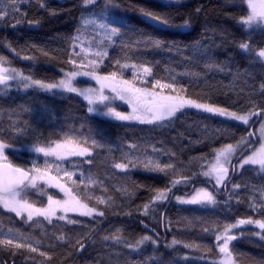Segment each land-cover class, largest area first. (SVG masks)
Here are the masks:
<instances>
[{"label": "trees", "instance_id": "1", "mask_svg": "<svg viewBox=\"0 0 264 264\" xmlns=\"http://www.w3.org/2000/svg\"><path fill=\"white\" fill-rule=\"evenodd\" d=\"M104 2L105 0H97L95 6L85 8L82 0H22L16 16H10L0 23V55L10 61L6 66L17 68L26 75L30 74L34 79L51 81L61 78L60 70H69V65L65 63L69 38L81 28V17L88 12L98 11ZM114 3L119 6L115 9L118 17L125 20L132 29L165 42L175 41L185 47L184 56H192V62L189 63L174 51H157L150 45L147 46L141 59L156 62L154 72L158 77L165 76L166 70L176 73H182L186 69L197 71L201 73V78L196 83H189L187 77L181 79V83L188 88L187 94L192 98L201 99V102H215L217 106L229 107L232 111H239L242 106L244 109L251 107L249 99L257 108L264 107V89L261 88L264 85V64L243 53L238 47L239 43L245 42L256 51L264 48V31H246L238 22L241 16L247 14L243 0H178L169 3L165 0H114ZM139 8L161 14L173 25H181L188 19L191 27L183 31L158 28L140 15ZM197 9L200 10L199 13ZM28 21L33 22L31 26ZM198 42L211 47L210 55L217 63L227 66L225 71L204 70V59L198 54L193 56V49L190 47ZM44 52L48 55L45 56ZM123 54L119 47L109 51L110 57H120ZM104 66L111 70L108 61L104 62ZM124 74L131 78L130 71ZM78 83L80 86H95L94 82L84 78H79ZM205 98H208L207 101ZM22 106L30 111H21ZM42 106L47 111H40ZM10 118L20 121L21 127L25 124L31 127L42 139H55L61 127L65 130L69 126L78 128L82 119L88 120L92 127L102 128L113 141L137 144L141 149L138 154L144 162L147 158H159L161 163L171 162L176 168L168 170L165 175L145 171L143 163H139L135 170L125 172L113 167L114 163L125 162L121 151L109 152L102 149L98 154L94 153L93 164L85 165L84 169L85 174H91L97 183L90 185L82 193V199L90 207L96 206L104 210L105 218L103 223L90 225L94 231L82 243L85 244L95 236L86 249L78 255V246L58 239L60 235L83 231L79 227L55 221L53 226L42 218L27 221L26 217H18L15 213L0 208V233L7 232L8 229L19 230L30 236L33 246L38 247L35 253L22 249L14 256L0 247V261L4 264H143L149 257H154L150 264H204L198 257L203 255L211 260L216 258L217 253L214 237L212 234L205 235L202 231L204 227H222L225 223H233L236 219L249 216L264 219L258 211L254 212L249 207L252 200H256L259 206L261 192L264 190V172L250 165L236 173L227 191L217 197L220 204H223L231 195L230 212L220 206L203 209L175 205L173 200L168 205L171 193L168 201L156 206L160 215L145 217L142 211H137L151 200L155 189L164 188L172 179L201 172V164L211 160L214 149L235 143L240 136L251 130L254 133L259 123L256 122V117L250 121L252 127L249 128L240 122L198 110H186L184 115L165 128L122 126L126 122L90 117L86 111V102L75 94L61 96L39 89H13L0 96V130L9 127ZM6 139L8 142H15L17 146L34 142L32 133L19 139L11 136ZM153 146L172 153L171 159L168 155L157 157L152 151ZM123 150L128 151L127 147ZM9 156L16 163L31 158L27 151L20 154L19 159L11 152ZM200 157H206L207 160L199 159ZM204 182L202 176H195L196 187L208 185ZM232 185H239V188L233 189ZM47 191L54 198H62V194L56 189L49 188ZM190 191L191 189L183 188L180 184L172 189L175 195L188 194ZM88 196L91 199L85 198ZM97 197H110L111 207L105 209L104 205H97ZM27 199L37 206L46 205V197L35 192H30ZM129 212L132 214L126 215ZM81 219L88 223L91 218ZM165 220L171 221L167 230ZM145 225L159 234V244L155 251L152 245L146 244L139 253H134L123 245H113L110 241L103 240L105 235H112L116 229H120L124 238L130 241L141 235L153 236L155 239V235L146 230ZM243 231L244 237L232 242L237 264H260L264 261V241L255 236L258 229L255 226H244ZM173 239L182 243L176 247H168ZM35 240H40L41 243L36 245ZM185 243L201 247L189 249L183 247ZM40 252L46 255L41 256ZM184 257L188 260H183Z\"/></svg>", "mask_w": 264, "mask_h": 264}, {"label": "snow or ice", "instance_id": "2", "mask_svg": "<svg viewBox=\"0 0 264 264\" xmlns=\"http://www.w3.org/2000/svg\"><path fill=\"white\" fill-rule=\"evenodd\" d=\"M21 2L22 0H0V23L10 16L15 17L20 11ZM96 2L97 0H82V6L85 8L95 6ZM243 3L246 4L247 14L241 16L238 22L246 31L256 29L264 31V0H243ZM118 7L114 0H105L98 11L88 12L81 17V28L77 29L76 33L69 38L68 54L65 60V63L69 65V70L61 69L62 76L59 79L51 81L34 79L30 74L26 75L17 68L6 66V64H10V61L0 55V96L9 93L13 86L17 91L39 89L45 93L61 96L75 94L86 102V111L90 117L126 122L122 126L145 125L153 128H165L172 125L179 119V116L184 115L186 110H198L226 118L229 121L240 122L249 128L252 127L250 121L256 117L261 121L258 141L253 139L254 133L249 131L246 135L240 136L235 144L228 143L214 149L211 153V160H207L206 157L199 158L207 160L206 164H201V169L206 170L170 180L164 188L154 190L151 200L145 203L142 209H137V211H142L145 217L160 215L156 211V206L168 201L171 193L172 197L181 205L203 209L220 206L230 212L231 195L223 204H220L216 195L221 188H227L230 169L235 173L238 168L243 169L245 165H250L258 166V169L264 172V107L257 108L249 99L248 103L251 107L244 109L242 106L241 110L232 111L229 107L217 106L215 102H201V99L192 98L187 94L188 88L181 83V79L187 77L189 83H196L201 78V73L197 71L186 69L182 73H176L166 70L165 76L158 77L154 72L156 62L141 59V56L147 51V46L150 45L157 51L167 50L169 53L174 51L181 59L189 63L192 62V56H184L185 47H181L175 41L165 42L138 33L125 20L118 17L115 12ZM138 11L145 20L158 28H175L177 31H183L191 27L188 19L181 25H173L168 18L161 14L145 8H139ZM196 11L199 13L200 10ZM28 23L31 26L33 22L28 21ZM117 47L124 54L120 57H110V49ZM190 47L193 49V56L198 54L204 59L203 68L205 71H225L227 66L217 63L210 55L211 47H206L199 42ZM238 47L243 53L253 59H259L264 64V48L257 52L245 42L239 43ZM43 54L48 55L47 52ZM24 59L32 58L24 57ZM105 61L109 62L111 70L104 66ZM126 71H130L131 78L125 76ZM79 78H87L94 82L95 87L91 85L79 86ZM261 88L264 89V85H261ZM207 99L205 98L206 101ZM118 101L127 105L130 110H118ZM21 111L29 112L30 109L22 106ZM40 111H47V109L42 106ZM29 133L33 134L34 140L30 144L17 146L15 142H8L6 139L8 136L19 139ZM56 136L55 139H42L41 136L35 134L34 129L26 124L21 127L20 121L11 118L9 127L0 130V208L15 213L18 217H26L27 221H33L35 217L42 218L49 225L54 226V221L56 223L64 222L66 226L71 225L74 228L83 229L79 233L58 237L62 242L78 246L80 251L85 248L82 241L94 231L90 225L103 223L105 218L104 210H100L96 206L90 207L82 199V193L86 192L90 185L97 183L91 174H85L84 169L85 165L93 164L94 153L98 154L102 149L109 152L121 151L125 162L114 163L113 167L125 172L135 170L139 163H143L145 171L165 175L168 174V170L176 168L171 162L161 163L159 158H147L144 162L138 154L141 149L137 144L113 141L102 128L92 127L88 120L82 119L78 128L69 126L65 130L61 127ZM257 143L259 147H255ZM124 147H127V152L123 150ZM25 151L31 155V158L20 163L14 162L9 156V152H11L19 159L20 154ZM152 151L157 157L168 155L171 159L173 155L156 149L154 146ZM196 175L202 176L213 190L209 191L207 187H196ZM178 184L183 188L191 189L186 197L175 196L172 193V189L176 188ZM232 187L236 189L239 188V185H232ZM49 188L57 189L58 193L62 194V198L57 199L48 194L47 189ZM30 192L46 197V205L37 207L35 203H30L27 199ZM85 198L91 199L90 196ZM96 203L104 205L107 209L111 207V198L97 197ZM249 207L264 216V190L261 192L259 206H257L256 200H252ZM69 214H73V216L70 217ZM131 214V212L126 213L129 216ZM81 218L91 219L85 223ZM164 223L167 230L171 221L165 220ZM246 225L258 228L259 231L255 233V236L264 241V219H253L249 216L236 219L233 223H225L222 227H204L202 231L205 235H213L217 253L216 258L211 260L203 255L198 259L204 264H237L232 242L244 237L243 227ZM153 234L155 239L153 236L141 235L130 241L124 238L120 229H116L112 235H105L103 240L110 241L113 245H123L134 253H139L146 244L152 245L155 251L159 244V234ZM40 243V240H35L36 245ZM181 243V241L173 239L168 247H176ZM0 247L13 256L22 249L33 253L38 251V247L33 246L30 236L13 229L0 233ZM183 247L191 249L201 246L185 243ZM40 255L45 256L46 253L40 252ZM152 259L154 257L146 258L143 264H150ZM182 259L188 260L187 257ZM0 264H4V262L0 261ZM260 264H264V261H261Z\"/></svg>", "mask_w": 264, "mask_h": 264}, {"label": "rangeland", "instance_id": "3", "mask_svg": "<svg viewBox=\"0 0 264 264\" xmlns=\"http://www.w3.org/2000/svg\"><path fill=\"white\" fill-rule=\"evenodd\" d=\"M166 2H177L178 0H165ZM256 30H258V29H256ZM259 51V50H258ZM257 51V52H258ZM84 79H87V78H84ZM80 86V85H79ZM82 87H85V86H88V85H81ZM93 87H95V86H93ZM13 89H15V87L13 86ZM12 89V90H13ZM22 91H26V90H22ZM117 106H119L118 107V110H120V111H129L130 109L128 108V106L127 105H125V104H123L122 102H117ZM123 107L124 109H121V108ZM260 123H261V121H259V123L257 124V126H256V128H255V131H254V136H253V139L254 140H259V125H260ZM232 144H235V143H232ZM255 147H259V144L257 143L256 145H255ZM235 161V160H234ZM245 166H247V165H245ZM256 167H258V166H256ZM203 170H206V169H203ZM240 170L241 169H237V173H239L240 172ZM203 178V177H202ZM204 183H206L207 184V182H204ZM197 187H207L208 189H209V191H212L213 189L211 188V187H209L208 185H199V186H197ZM232 188V187H231ZM57 190V189H56ZM188 194H177V195H175V196H182V197H186ZM173 204H175V205H181V204H179L174 198H173ZM37 206V205H36ZM43 206H45V205H43ZM43 206H37V207H43ZM69 216L70 217H72L73 216V214H69ZM35 218V217H34ZM247 226V225H246ZM258 229V228H257ZM258 231H259V229H258Z\"/></svg>", "mask_w": 264, "mask_h": 264}, {"label": "water", "instance_id": "4", "mask_svg": "<svg viewBox=\"0 0 264 264\" xmlns=\"http://www.w3.org/2000/svg\"><path fill=\"white\" fill-rule=\"evenodd\" d=\"M259 120L257 119V121L256 122H258ZM253 129V128H252ZM251 132H253V130H251ZM173 200V197H172V195H171V197H170V200H169V202H168V205L171 203V201ZM168 207V206H167ZM146 230H148V231H150V232H152V233H156V231L153 229V228H151V227H149V226H147L146 227ZM94 236L95 235H93L86 243H85V248L82 250V251H80V250H78V255H80L85 249H86V247H87V245H89V243L92 241V239L94 238Z\"/></svg>", "mask_w": 264, "mask_h": 264}, {"label": "flooded vegetation", "instance_id": "5", "mask_svg": "<svg viewBox=\"0 0 264 264\" xmlns=\"http://www.w3.org/2000/svg\"><path fill=\"white\" fill-rule=\"evenodd\" d=\"M234 163H235V161H234ZM236 171H237V170H236ZM236 171H235V173H233L232 170L230 169L229 182H228L227 188H221V190L219 191V193L216 194L217 197H218L219 195H222V193H225V192L227 191V189H228L230 183L232 182L233 177H234V176L236 175V173H237ZM207 184L209 185V187H211V185H210L209 183H207ZM211 188H212V187H211Z\"/></svg>", "mask_w": 264, "mask_h": 264}]
</instances>
